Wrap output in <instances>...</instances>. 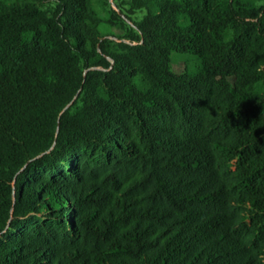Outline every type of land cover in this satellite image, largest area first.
<instances>
[{"label": "trees", "instance_id": "1", "mask_svg": "<svg viewBox=\"0 0 264 264\" xmlns=\"http://www.w3.org/2000/svg\"><path fill=\"white\" fill-rule=\"evenodd\" d=\"M0 264H264V0H0Z\"/></svg>", "mask_w": 264, "mask_h": 264}, {"label": "rangeland", "instance_id": "2", "mask_svg": "<svg viewBox=\"0 0 264 264\" xmlns=\"http://www.w3.org/2000/svg\"><path fill=\"white\" fill-rule=\"evenodd\" d=\"M130 0H111V2H113V4L117 3V2H127ZM114 6V5H113ZM115 8V6H114ZM174 58V63H173V68L174 71L176 73H183L185 71V68L187 65H194L196 63L194 57L190 56V55H181V54H175L173 56Z\"/></svg>", "mask_w": 264, "mask_h": 264}]
</instances>
